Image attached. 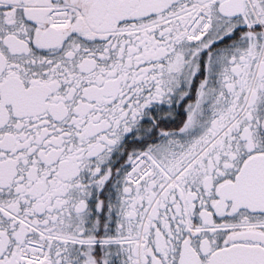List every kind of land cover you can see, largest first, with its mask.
Returning <instances> with one entry per match:
<instances>
[{
    "label": "snow or ice",
    "instance_id": "1",
    "mask_svg": "<svg viewBox=\"0 0 264 264\" xmlns=\"http://www.w3.org/2000/svg\"><path fill=\"white\" fill-rule=\"evenodd\" d=\"M0 264H264V0H0Z\"/></svg>",
    "mask_w": 264,
    "mask_h": 264
}]
</instances>
